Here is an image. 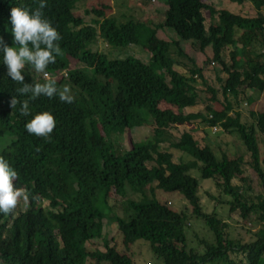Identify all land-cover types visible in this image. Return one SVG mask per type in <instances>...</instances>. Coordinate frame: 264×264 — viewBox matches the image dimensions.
<instances>
[{
    "label": "trees",
    "instance_id": "trees-1",
    "mask_svg": "<svg viewBox=\"0 0 264 264\" xmlns=\"http://www.w3.org/2000/svg\"><path fill=\"white\" fill-rule=\"evenodd\" d=\"M79 1L45 0L43 13L61 36V53L44 71L50 79L31 69L25 76L26 83L54 80L58 88L69 86L72 103L17 95L21 85L10 80L0 65V156L17 172L13 186L28 194L21 199L25 207H20L18 199L10 212L0 213V264H135L129 250L140 239L151 243L163 264H264V109H256L254 98L248 97L251 120L245 121L240 110L244 87L260 91L264 99V0H252L259 11L254 17L215 9L204 0H166L165 19L153 25L119 21L106 14L104 4L84 9L95 14L89 22L76 14ZM232 1L243 4L246 0ZM39 3L0 0V37L5 44L11 46L12 41L10 9L32 10ZM206 8L217 17L209 27ZM164 29L176 37L160 38L158 30ZM100 41L121 49L141 46L150 53V61L133 55L110 57L94 49ZM187 44L201 51L211 46L221 92L186 52ZM178 69L194 70L196 76ZM199 83L211 96L203 95ZM12 96L17 98L13 107ZM218 101L222 109L214 106ZM22 102L28 103L27 116L20 114ZM201 102L206 103L205 113H184ZM42 111L51 112L56 121L47 139L27 133L24 127ZM199 118L211 128L238 134L250 158L226 151L218 156L192 132L174 134V124ZM148 124L154 125L151 138H131L128 147L118 141L126 131ZM166 145L194 160L175 162ZM246 165L258 178V194L253 192L251 178L241 173ZM193 168L215 181L219 192L228 197L221 195L220 201L230 206L231 213L238 211L244 221L257 215L260 228L253 240L231 238L229 223L203 208L199 180L190 174ZM158 189L181 193L190 202L192 214L212 230L215 242L203 240L204 251L189 248V212L174 210L157 198ZM44 199L50 201L49 208L42 205ZM108 216L122 234L123 251L115 238L104 235ZM99 238L104 249L93 244ZM240 252L246 262L230 255Z\"/></svg>",
    "mask_w": 264,
    "mask_h": 264
},
{
    "label": "rangeland",
    "instance_id": "rangeland-1",
    "mask_svg": "<svg viewBox=\"0 0 264 264\" xmlns=\"http://www.w3.org/2000/svg\"><path fill=\"white\" fill-rule=\"evenodd\" d=\"M142 0H140L141 2ZM153 1V0H150ZM205 3L209 6H212L215 9L219 8H227L233 12L240 13L244 16L254 17L258 14V9L254 5L252 0H246L243 4L239 2H233L232 0H204ZM126 2L130 5V8L126 6ZM139 0H80L78 2V9L76 10L77 15L84 16L86 21L90 22V19L95 16L94 13L87 14L84 12L86 7L90 6H101L104 4L106 6L105 12L109 16H116L117 19H130L132 17H136L135 12L140 14L141 19H147L151 17L153 20L158 22V20L162 19L163 16L154 15L153 12L148 14V11L143 9V6ZM158 4V2H156ZM153 6H156L153 2ZM140 7L141 10H137ZM145 12H144V11ZM133 11V13H132ZM204 15L206 17L207 26L209 27L212 21H217V17L215 20V16L212 14L209 8L204 10ZM214 17V18H213ZM176 37V34L171 31L169 33L165 29L163 33H160L163 37L172 39ZM95 50H101L109 54L110 57H118L125 58L128 55H133L138 58L145 60L146 62L150 61V53L141 46L131 45L127 47V49L121 48H113L110 45L100 41V43L94 46ZM231 50V48L229 49ZM229 50L225 51V55L229 56ZM187 52L195 58L196 63L203 69L205 76L210 80L212 84H215L216 88L221 92V84L217 79V75L215 72V67H217L218 63L213 60V50L211 46H209L205 51H201L199 46L196 45H188ZM73 67V64H70ZM182 73L186 75L196 76V72L194 70L186 71L184 69H178ZM64 74V73H63ZM61 76H64V75ZM221 77H226L225 73L221 74ZM197 86L200 89H203V95L211 96V93H208L206 89H204V85L199 83ZM219 97H221V93H219ZM242 100L240 101V110L244 113V120L250 121V108L248 97H252L255 100V108L259 110L264 109V99L263 94L260 91H253L244 87V94L241 96ZM206 98V97H204ZM217 109H222V103L220 101L213 103ZM206 103L201 102L194 107H189L184 109V113H196L202 112L205 113ZM219 130L213 132V127H209L208 124L201 118L194 120L193 122H187L183 124H174L173 132L175 135L179 136L184 131H190L194 134L201 145H209L216 152L218 156H221L223 151L230 153L231 155H243L245 159H249L250 153L247 151L245 145L242 140L236 133L224 132L221 127ZM154 133V125L148 124L140 127H134L132 130L126 131L123 136L118 137V141H120L124 146L128 147L129 140L132 138L135 141H144L146 139L151 138ZM122 137V139H121ZM264 139V137H263ZM264 146V143H263ZM2 147V144H0ZM165 149L172 152L174 155L175 162H187L190 160H194L190 154L183 152L182 150L171 148L166 145ZM202 164V162L200 161ZM241 173L244 176H248L252 180V185L254 188V193H259L261 191V186L259 184L258 178L254 171L250 168L249 165L244 166L241 170ZM190 174L197 178L200 183L199 195L201 198V204L203 208L209 212H216L219 216L225 219L229 223L228 234L233 239H240L242 241L248 242L255 238V232L260 228V224L255 221L256 214L252 215V219L243 220L240 216L239 212H230V206L221 202L220 197L227 199L228 197L221 194L219 189L216 186L215 181L212 178H204L201 174V171L198 168H193L190 171ZM236 183H241L237 178L235 179ZM212 193V197L210 195ZM157 198L169 202L171 207L177 211H188L190 214L189 222L186 225V233L188 237V246L189 248H195L201 251L205 250V245L202 243L203 240L206 242L213 244L215 242V235L212 230L205 224L204 220L198 218L192 214V206L190 202L179 192H168L161 189L157 190ZM113 199L111 200V203ZM50 201L44 199L42 201V205L45 208L50 207ZM20 207L24 206V203L20 199ZM104 235L107 239L112 240L116 239L118 244V250L123 251L125 249V244H123V237L121 232L117 229V224L114 222L113 217H107L104 221ZM92 245V242L90 243ZM93 244L104 249V240L103 239H95ZM130 254L132 255L135 264H147V262H152L153 264H163V262L158 259L153 250L151 249V243L147 240L140 239L134 242L130 248ZM128 251V252H129ZM231 257L234 259H239L241 261H247V258L244 253H230ZM89 264H93L92 261ZM104 264H110L109 262H104ZM207 264H223L222 262H210Z\"/></svg>",
    "mask_w": 264,
    "mask_h": 264
},
{
    "label": "clouds",
    "instance_id": "clouds-1",
    "mask_svg": "<svg viewBox=\"0 0 264 264\" xmlns=\"http://www.w3.org/2000/svg\"><path fill=\"white\" fill-rule=\"evenodd\" d=\"M45 0H40L39 6L32 10L24 6L12 7L9 12V29L12 41L11 46L3 42L0 37V65L5 68V75L12 81L21 86L16 89L19 96L28 95L30 98L56 97L63 103H72L74 97L69 86L58 88L54 80H46L44 83H26L25 76L29 69L36 73H44L48 65L55 63L56 57L61 50L59 41L60 34L52 26L44 13ZM27 66V71H26ZM50 79L51 76H46ZM64 75H67L64 70ZM10 106L17 104V98L12 96ZM20 114L27 116L30 114L27 102H22ZM56 121L49 111H42L32 115L24 127L27 133L37 137L50 138L55 127ZM17 179V172L9 161L0 156V213L10 212L16 205L18 199H27V193L22 188L14 187L13 181Z\"/></svg>",
    "mask_w": 264,
    "mask_h": 264
},
{
    "label": "crops",
    "instance_id": "crops-1",
    "mask_svg": "<svg viewBox=\"0 0 264 264\" xmlns=\"http://www.w3.org/2000/svg\"><path fill=\"white\" fill-rule=\"evenodd\" d=\"M140 2V0H139ZM153 2L156 6H153ZM156 2H158V4H156ZM141 5L143 6V9L147 10L148 11V14H150L151 12H153L154 15H158V16H163L162 19L158 20V22H156L155 20H153L151 17L147 18V19H141L140 18V14H138L137 12H135L136 14V17H132V18H128L126 20H122V19H119V21H122V22H128L130 21L131 19L135 20V21H146V22H150V24L153 25V23L157 24L159 23L160 21L164 20L165 19V14H166V11L168 9V4H167V1L166 0H153V1H150V0H142L141 2ZM126 6H128L130 8V5L126 2ZM137 10H141L140 7H138ZM144 11V10H143ZM145 12V11H144ZM133 13V11H132ZM216 18V17H215ZM160 33H163V30H158V36L160 38H164V39H168V38H165L163 37ZM170 33V32H169ZM173 36V34H172ZM171 36V37H172ZM169 37V36H168ZM188 45H191V44H187L186 45V52H187V46ZM188 53V52H187ZM189 54V53H188ZM193 58H194V55H193Z\"/></svg>",
    "mask_w": 264,
    "mask_h": 264
},
{
    "label": "built area",
    "instance_id": "built-area-1",
    "mask_svg": "<svg viewBox=\"0 0 264 264\" xmlns=\"http://www.w3.org/2000/svg\"><path fill=\"white\" fill-rule=\"evenodd\" d=\"M46 76H49L48 73H46ZM218 130H219V128L215 126V127H213V130H212V131H213V132H216V131H218ZM148 264H150V263H148Z\"/></svg>",
    "mask_w": 264,
    "mask_h": 264
}]
</instances>
